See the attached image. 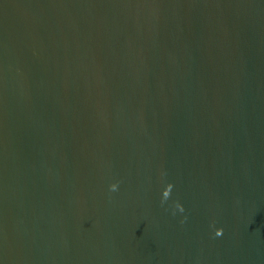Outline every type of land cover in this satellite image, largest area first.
<instances>
[{"label": "water", "instance_id": "water-1", "mask_svg": "<svg viewBox=\"0 0 264 264\" xmlns=\"http://www.w3.org/2000/svg\"><path fill=\"white\" fill-rule=\"evenodd\" d=\"M0 264H264V0H0Z\"/></svg>", "mask_w": 264, "mask_h": 264}, {"label": "clouds", "instance_id": "clouds-1", "mask_svg": "<svg viewBox=\"0 0 264 264\" xmlns=\"http://www.w3.org/2000/svg\"><path fill=\"white\" fill-rule=\"evenodd\" d=\"M173 188V185L171 183H167L165 184L164 188L162 189V193H161V203L163 204L165 201L168 200V198L170 197L171 194V190ZM109 190L110 191H117L118 190V184L117 183H113L109 185ZM175 208L178 209L179 211H183V207L179 202L175 203ZM223 234V229L222 228H216L214 231V235L216 237H219Z\"/></svg>", "mask_w": 264, "mask_h": 264}]
</instances>
